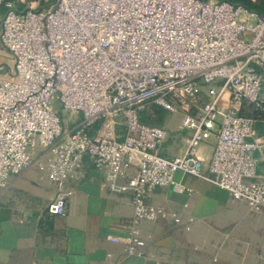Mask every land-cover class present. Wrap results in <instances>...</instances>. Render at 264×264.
<instances>
[{
    "label": "built area",
    "instance_id": "obj_1",
    "mask_svg": "<svg viewBox=\"0 0 264 264\" xmlns=\"http://www.w3.org/2000/svg\"><path fill=\"white\" fill-rule=\"evenodd\" d=\"M0 13V44L13 59L0 76V192L37 147L53 183L88 158L112 191L130 193L126 235L109 240L140 256L142 222L180 223L148 195L189 193L175 175L203 177L199 146L215 132L211 182L264 209V138L242 113L264 107V16L224 0H0ZM54 102L81 120L63 127ZM150 104L181 114L190 133L182 155L158 154L167 132L140 120ZM66 196L58 191L48 214L64 215Z\"/></svg>",
    "mask_w": 264,
    "mask_h": 264
},
{
    "label": "crops",
    "instance_id": "obj_2",
    "mask_svg": "<svg viewBox=\"0 0 264 264\" xmlns=\"http://www.w3.org/2000/svg\"><path fill=\"white\" fill-rule=\"evenodd\" d=\"M12 65V57L0 44V76L8 75ZM53 106L65 128L82 118L80 113L62 110L57 102ZM246 106L242 113L249 115ZM159 112L157 125L167 138L158 154L182 155L190 133L181 128V114ZM254 120L257 135L264 138V115ZM215 143L214 132L199 146L203 177L175 175L189 193L168 186L148 195L150 206L177 215L180 223L142 222L140 256H127L123 241L109 240L126 235L133 213L130 193L112 191L106 171L95 168L88 158L66 181L53 183L47 151L35 148L32 164L11 176L0 192V264H264V209H251L211 182L208 165ZM135 164L136 160L126 177L116 180L117 186L135 172ZM58 191L67 193L66 207L64 215L54 216L47 206Z\"/></svg>",
    "mask_w": 264,
    "mask_h": 264
},
{
    "label": "trees",
    "instance_id": "obj_3",
    "mask_svg": "<svg viewBox=\"0 0 264 264\" xmlns=\"http://www.w3.org/2000/svg\"><path fill=\"white\" fill-rule=\"evenodd\" d=\"M224 1H229L233 4L243 5L247 9L255 11L260 16H264V0H256L254 2H252L251 0H224ZM246 107H247L246 109L249 112V115H246V116H251L255 119L257 117H262L264 115V109L263 108L259 109V108L255 107V105H253V104L247 105ZM140 115H141L140 120L142 122L152 125L151 123L147 122L144 115H142V114H140Z\"/></svg>",
    "mask_w": 264,
    "mask_h": 264
},
{
    "label": "rangeland",
    "instance_id": "obj_4",
    "mask_svg": "<svg viewBox=\"0 0 264 264\" xmlns=\"http://www.w3.org/2000/svg\"><path fill=\"white\" fill-rule=\"evenodd\" d=\"M157 110H159V111L162 110L163 112L169 113V112L163 110V108H161V107H157L153 104H150L148 106V109L146 111H143L141 114L145 116V119L147 120V122L151 123L152 125L158 126L157 120L159 119V117H161L160 116L161 112H159L157 114ZM140 117H141V115H140Z\"/></svg>",
    "mask_w": 264,
    "mask_h": 264
}]
</instances>
